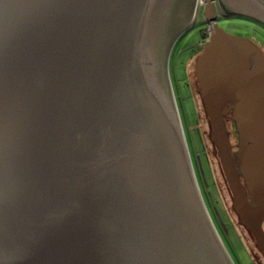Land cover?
<instances>
[{
	"label": "water",
	"instance_id": "obj_1",
	"mask_svg": "<svg viewBox=\"0 0 264 264\" xmlns=\"http://www.w3.org/2000/svg\"><path fill=\"white\" fill-rule=\"evenodd\" d=\"M217 2L0 0V264H235L168 72L200 5L213 31L197 90L264 258V52L218 24L222 7L262 12L264 0Z\"/></svg>",
	"mask_w": 264,
	"mask_h": 264
},
{
	"label": "rangeland",
	"instance_id": "obj_2",
	"mask_svg": "<svg viewBox=\"0 0 264 264\" xmlns=\"http://www.w3.org/2000/svg\"><path fill=\"white\" fill-rule=\"evenodd\" d=\"M201 5L195 23L176 41L169 59V78L176 99L190 158L212 221L235 264H264L254 238L234 211L231 195L212 139V128L197 90L195 63L211 29ZM220 27L249 38L264 52V28L246 19L218 18ZM230 145L239 150V132L232 113L223 117Z\"/></svg>",
	"mask_w": 264,
	"mask_h": 264
},
{
	"label": "flooded vegetation",
	"instance_id": "obj_3",
	"mask_svg": "<svg viewBox=\"0 0 264 264\" xmlns=\"http://www.w3.org/2000/svg\"><path fill=\"white\" fill-rule=\"evenodd\" d=\"M219 2H217L218 4H223L222 3V0H218ZM258 4H264V3H260L258 2ZM200 14L202 12V6L200 8ZM219 18H225V19H246V20H249L250 22H254L256 23L257 25L259 26H262L264 28V7H263V10L262 12L259 11V10H251V12H245L243 11L242 9H232V10H228V9H225L224 7H222V13L221 15L219 16ZM228 31V30H227ZM229 32V31H228ZM231 33V32H230ZM173 50V49H172ZM231 148H232V154H233V157L236 158V155L238 152H234L233 151V146L231 145ZM239 151V150H238ZM217 153L219 154V152L217 151ZM220 157V155H219ZM223 170V169H222ZM224 173V172H223ZM240 179L244 182V179L242 177V175L240 174ZM225 180H226V177H225ZM226 183L228 185V193L229 195H231V198H232V193L230 191V188H229V184L226 180ZM247 194H248V191L246 190Z\"/></svg>",
	"mask_w": 264,
	"mask_h": 264
},
{
	"label": "bare ground",
	"instance_id": "obj_4",
	"mask_svg": "<svg viewBox=\"0 0 264 264\" xmlns=\"http://www.w3.org/2000/svg\"><path fill=\"white\" fill-rule=\"evenodd\" d=\"M235 163H236L237 172L240 174L241 173V170L239 168V165H238V162H237V159L236 158H235Z\"/></svg>",
	"mask_w": 264,
	"mask_h": 264
},
{
	"label": "built area",
	"instance_id": "obj_5",
	"mask_svg": "<svg viewBox=\"0 0 264 264\" xmlns=\"http://www.w3.org/2000/svg\"><path fill=\"white\" fill-rule=\"evenodd\" d=\"M209 26H210V25H209ZM210 29H211V32H210V35H211V33H212V31H213L212 26H210ZM210 35H209V37H210ZM209 37H208V38H209ZM208 38H207V39H208Z\"/></svg>",
	"mask_w": 264,
	"mask_h": 264
},
{
	"label": "trees",
	"instance_id": "obj_6",
	"mask_svg": "<svg viewBox=\"0 0 264 264\" xmlns=\"http://www.w3.org/2000/svg\"><path fill=\"white\" fill-rule=\"evenodd\" d=\"M264 259V258H263Z\"/></svg>",
	"mask_w": 264,
	"mask_h": 264
}]
</instances>
